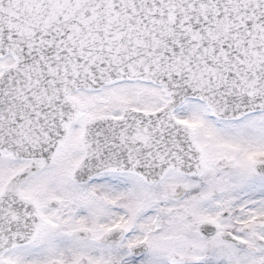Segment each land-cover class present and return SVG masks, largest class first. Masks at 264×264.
<instances>
[{
	"label": "snow or ice",
	"instance_id": "obj_1",
	"mask_svg": "<svg viewBox=\"0 0 264 264\" xmlns=\"http://www.w3.org/2000/svg\"><path fill=\"white\" fill-rule=\"evenodd\" d=\"M0 264H264V0H0Z\"/></svg>",
	"mask_w": 264,
	"mask_h": 264
}]
</instances>
